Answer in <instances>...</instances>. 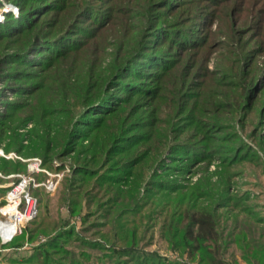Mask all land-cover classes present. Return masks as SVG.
<instances>
[{
	"label": "rangeland",
	"instance_id": "374dc122",
	"mask_svg": "<svg viewBox=\"0 0 264 264\" xmlns=\"http://www.w3.org/2000/svg\"><path fill=\"white\" fill-rule=\"evenodd\" d=\"M12 1L0 0L1 24L8 13L20 19V8L28 5L30 20L24 18L23 22L38 23L16 37L3 38L5 36L0 35L3 38L0 41V62L4 60L0 67V170L6 172V176L19 174L33 178L38 186H30V193L37 199V213L31 222L22 225L13 243L0 244V264L30 258L35 248L42 245L46 246L43 252L48 253L51 244L56 250L70 252L75 264H198L197 256H192L187 248L182 249L178 239L172 240L164 227L181 198H190L197 204L193 195L195 188H214L213 200H216L213 204L223 197L220 202L225 209L216 213L221 217L220 224L224 221L235 231L249 224L258 231L264 229V79L261 77L264 74L261 47L264 46V0H222L215 7L216 15L212 19L208 14L201 17L198 41L190 43L185 50L168 46L162 41L167 33L157 29L152 39L160 41L145 50L148 54L168 52L172 60L161 56L138 59L129 72L121 76L119 87L110 90L116 94L109 102L94 105L87 113L89 117L101 116L96 114L99 111L110 114L105 113L102 119L87 128L79 127L89 138L85 136L70 142L63 139L65 130H69L70 124L84 112L83 100L89 101L95 95L94 89L83 90L88 76L92 78L90 86L103 85L104 76L116 74L132 58L135 49L145 42V36L151 34L150 26L138 19L148 5L145 0H105L101 4L91 0L90 5L98 4L107 9V17L102 28L90 29V32L94 30L91 38L83 43L82 36L74 32L76 29H71L82 14L79 6L85 0H42L25 2L22 6ZM120 1L137 2L136 6L127 9L130 10L129 17L122 21V25L113 19L115 13L112 11ZM189 1L181 3L184 5L175 12L173 3L172 12L166 13L167 23L174 25L187 14L191 8ZM90 12L84 13L85 18L79 21L88 23L86 17L91 16ZM21 27L11 28L15 32ZM68 30L71 33L61 39V33ZM34 33L44 41L36 47L33 55H28L29 61L27 58L21 60L18 57L21 49ZM232 35L233 39L230 38ZM49 40L58 44L72 41L66 43L67 48L70 45L76 46L75 49L80 45L85 48L71 55L68 51L57 59L49 58L47 55L53 52L47 48ZM98 40H104L105 45L99 49L101 53L96 54V60L93 55ZM72 55H76L75 58ZM24 60L26 65L22 63ZM172 62L182 66L180 75L177 73L175 77L179 79L180 76L178 82L165 77V72L160 73V68L168 67ZM116 64H120L118 70ZM253 66L261 78L251 83L260 85H257L256 98L249 106L242 86H246L243 77ZM67 67L72 70L67 72ZM62 103L65 105H59ZM66 108H69L68 115L54 114ZM126 111L132 116L130 128L134 126L130 129L132 132L123 138L130 137V156L134 155L132 150L144 142L133 147L140 136L154 142L150 155L159 160L141 183L140 195L147 186L155 190L161 187L160 184L166 189L184 188L175 193L167 189L168 196L158 207L160 196H155L152 208H145L147 213L150 212L148 219L120 209L119 197L130 196L132 190L130 184L123 186L132 181L130 169L128 175L123 174L121 178L116 177L112 164L108 163L101 170L106 164L100 157L107 138L105 132L110 134L113 128L109 137L115 136ZM188 111L191 120L185 117ZM4 118L6 125L3 124ZM48 128H52L51 133ZM157 128L161 132H156ZM166 129L169 131L162 132ZM172 130L175 134L171 133ZM153 131L156 136H152ZM48 138H52L53 145H48L49 151L45 152ZM94 141L97 143L93 147ZM164 143L169 146L161 151ZM183 144L186 146L182 151H177L176 145ZM68 145L71 146L67 148ZM18 147L20 153L16 151ZM94 154L100 159L97 165L90 163ZM123 156L125 154H112L113 160ZM34 159L39 161L38 168H35L37 172L30 173ZM80 168L86 171L77 173ZM91 172H98L99 191L97 185H93ZM49 179L56 182L52 192H46L43 187ZM14 181L4 179L0 186L6 188ZM222 188H225L226 195ZM5 191L7 189L0 190V205ZM102 202L105 206L96 209V205ZM198 204L206 206V200H200ZM133 218L137 222L134 229L130 223ZM228 236L233 235L226 234V239ZM222 258L225 264H246L234 246H229Z\"/></svg>",
	"mask_w": 264,
	"mask_h": 264
},
{
	"label": "trees",
	"instance_id": "16d2710c",
	"mask_svg": "<svg viewBox=\"0 0 264 264\" xmlns=\"http://www.w3.org/2000/svg\"><path fill=\"white\" fill-rule=\"evenodd\" d=\"M38 1H42V0H14L12 2H13V4H18V5L22 6V4L25 2L36 3ZM90 1L91 0H85L84 2L81 3V5L79 6L80 9L79 8L78 9H79L80 13H82V14L76 19V23H74V26L71 29V30L76 29L74 32L76 34H80L82 36V38H83L82 42L83 43L88 38H91V35L94 32V30L92 32H90V29L102 28L104 25V19H106L105 17H107V9L106 8L99 7L98 4L97 5L96 4L90 5L89 4ZM96 1H98L99 4H101L105 0H96ZM185 1H189V0H178L177 1L178 3L174 2L173 0H145L144 1V3H146L148 5V8L145 9L144 13L140 14L141 18H138V19H139V21H142L143 23H147L148 24L147 26H150V28L148 30H149V33H151V34L149 36H145V39H144L145 42L142 45H140V46L137 45L139 47V49L138 48L135 49L133 56L131 55L132 58L131 59L129 58L127 60V62H125L123 64V66L119 69V71L116 74H112L109 77L108 76L103 77L104 79H102V80L104 82L103 83L104 86L100 85V84H98L94 87L90 86V80L92 78L90 75L88 76V79H87L88 82H87L86 86L83 87V90L84 91H88V90L93 91V89H94L95 91H93V93L95 95H94L93 99H91L89 101L87 100L88 102L86 100H83L84 104L82 105V108H83L84 112L81 115H79L77 119H75V123L70 124L69 130L68 129L65 130V134H64L65 136L63 138V139H65V141L70 142V141H73L77 138H83L85 136H86L85 138L90 137L89 135H86V132L84 135L83 130H79V127L83 126V127L87 128L90 124H92V122L95 123L96 121L102 119V117L105 113H106V115H109L110 113L107 114L106 111L96 112V114L101 115L99 117H94V116L89 117V115H87V113H89V111H91L93 109V107H95L94 105H100L102 103L106 104L109 102L110 97L114 96L116 94V93H111L110 90H112V88H114V87H119L120 83L122 82L121 76L124 74H127L129 72L128 70L130 69V67L133 64H135L138 59L145 58V57L155 58V57L161 56V57H165L167 59L172 60V56H171V54H168V52L160 53V54L158 52L153 53V54H148V52L145 50V49L151 47L152 44L158 43L160 41L159 40L158 42H156V40L152 39V37L154 36V33H157V31L159 29H161L163 32L167 33V37H165L164 40H162V41H166L165 43H168L169 44L168 46L176 47L177 49H181V50L188 49V46L191 45L190 43H194V42L198 41L197 40V32L200 30V24H201L200 22L202 19L201 17L208 14L210 19H212L213 16L216 15L215 7L222 0H219V2H218V0H190L191 2L189 1L190 3H188V5H190V7H191L188 10L189 12L187 14H184L179 19V21H177L174 25L167 23V20L165 18L166 13L172 12L171 9H173V7H172L173 3H175V6H176V7H174V11H173V12H175V11H177V9H180V7H182L184 5L181 3H184ZM138 3L141 4V2H138ZM136 5H137V2H130V1L129 2L120 1L119 3H116L114 5V7L112 8V11L115 13V17H113V19H116V21L118 20V22L121 23L119 25H122V21L123 20L125 21L129 17V15L127 13H130V10L128 11L127 9H130V7H133ZM0 6H1V4H0ZM28 6H25L27 8H24V9L20 8V10H22L20 15H19L20 19H16L10 13L5 14L2 24L0 23V35L5 36L3 38H7L11 35L16 37V36L22 34L24 31L28 30L29 28L32 29L33 26L36 23H38V21H32V22L29 21L26 23L23 22L24 18L30 20L29 13H28L30 11V5H28ZM89 11H92V12H90L91 16L86 17L88 19V23H86V24L81 23L79 21L80 18L84 19L85 18L84 13H87ZM118 17H120V18L118 19ZM20 23H22V24L20 25ZM23 24H24V27H23ZM69 25H71V24H69ZM124 25H125V23H124ZM14 26H22L21 27L22 29H20V30L17 29V31H15V32H18V33H15L12 30L14 28ZM11 27H13V28H11ZM164 27H167V28H164ZM71 30H68L66 32L61 33L60 38L66 39L67 34ZM233 34H235V33H233ZM233 37H234V35L230 36V38H232V39H233ZM3 38L1 37L0 41ZM198 39H200V38H198ZM68 40H71V39H68ZM42 41H44V39L38 33H34L33 38H31V40H29V42L25 44L23 49H21L22 51L18 57H20L22 60V59H26L30 53H32V55H33L36 47H38V45H40V43ZM45 41H48V40H45ZM54 42H55V40H49V44H46L47 48L50 51H53V52H51L52 53L51 55H47V57H49V58H51V57L55 58L56 57V59H57V58L61 57L62 54H65L68 51H69L68 55H71V54H73L72 52H74V53H75V51L79 52L81 50H84V48H85L84 47L85 45L84 46L80 45V47H77L76 49H75L76 46L73 47L70 45L68 48H71V47L72 48L70 50H68V48L66 47V43L67 42L71 43L72 41L66 40L65 44H63V43L58 44V42H56V43H54ZM96 43H97L96 46H97L98 50L95 49V54L93 56H95V58L97 60L98 56H96V54L100 51L99 49L104 48L105 42H104V40H98V41H96ZM200 43H201V40H200ZM57 45H59L58 48L56 47ZM261 47L263 49L262 53H264L263 44L261 45ZM99 53H101V51ZM74 56H76V55H74ZM74 56L72 55L71 57H74ZM2 61H4V60H2ZM27 61H29L28 58H27ZM152 61H156V60L152 59ZM1 62H0V67H2L3 63H4V62L3 63H1ZM173 62L168 67L160 68L161 69L160 73L165 72L166 73L165 77L168 76V78L172 79L173 81L175 79L178 82L180 80V76H179V79L178 78L176 79L175 77L177 76V73H179V75H180L182 66H180L178 62H175V63H173ZM22 63L24 65L27 64L25 62V60ZM41 63H43V62H41ZM119 66H120V64H116L115 68L118 70ZM69 70L71 71L72 68L67 67L66 71L68 72ZM255 70H256V68H255V66H253L246 73V75L243 77L244 84H246V86H242V88L245 89L246 94L244 93V95H245V99H246V105H249V106L253 103V101L256 98V93H255L256 90L255 89H257V87H258L257 85H260V84H257V82L255 84H251L253 80H257L260 77L255 73ZM241 71H242V68H241ZM92 75H93V73H92ZM184 76H186V75L183 73L182 77L185 80ZM93 77H94V75H93ZM261 77L264 79V74ZM245 81H246V83H245ZM262 82H264V80ZM102 87H103V89H102ZM172 87H175V86L172 84ZM244 87H246V88H244ZM170 89H172V88H170ZM90 95H92V94H90ZM244 95L242 98H244ZM120 103L122 104L123 102L120 101ZM59 105H63V103L59 104ZM177 105H178V102H177ZM8 106L9 105H7V107ZM45 106H48V105H45ZM66 107H67V105H66ZM166 108H169V107H166ZM66 109L67 110H63V111H59V112L56 111L54 114L64 113V114L68 115L69 108H66ZM184 111L180 112V114L183 113ZM38 113H40L42 115V112H38ZM121 113L123 114V112H121ZM189 114H190V111H188V114H185V117H186V119L191 120V118H189L190 117ZM130 115H131L130 111L124 112V114L122 115L123 117H122L121 125L119 126L120 128L118 129V132L115 136L109 137L113 133V128H111L112 130H111L110 134L105 132V135L107 138H106L105 145L100 144L103 146V148L100 151V155H101L100 157H101L103 162H106V164L101 167V170L104 167H106V165L108 163L112 164L114 166V169H116V172H114L117 175L116 177L121 178L123 174L128 175V170L130 169L129 175H130V178H132L131 179L132 181L128 182L127 184H123V186L127 187V185L130 184V188H132V190L130 191V196H128L126 198L119 197L118 201H120V205H121L120 209H122V210L125 209L126 211H128V213L130 212V214H134L135 216H137V215L140 217L145 216L148 219L150 212L147 213L146 211H148V210L145 208H146V206H148L149 209L152 208L151 205H152V202L155 200V198H154L155 196H160V198H159L160 200H158L159 202H158V204H156L158 207L162 204L161 201L165 199V196H168L167 195V193H168L167 189H169V192L173 193L174 191L179 192L184 188H173V190H172V188H167V189L162 188L163 184H160L161 187L157 188L155 190V189H152L150 186H147L144 190V194L142 196L140 195V188L139 187H140L141 183L144 182V180L148 177V175L150 174V169L152 167H154L159 160H158V158H155L152 155H150V152H153L152 151L153 149H151L150 147H151V144H153L154 142L149 141L148 139L141 138L140 136L138 138V141L135 142L134 144H132L133 147L135 145L137 146L140 141H144V142H141L139 144V146L137 147V149L136 148L133 149L132 153H134V155L131 154V156H130V152H131L130 148H129L130 147V137L127 140L123 139L125 137V135H128V134H130V132H132L130 129H134V126H133V128H130V125H132V123L130 124V118H132V116H130ZM2 119H3V117H2ZM5 120L6 119L4 118L3 124L6 125ZM123 120H125V121H123ZM122 122H124V123L122 124ZM51 127H53V126H51ZM50 129H52V128H48V131H50V133H51ZM158 131L161 132V129L157 128L156 132H158ZM168 131L169 130H167V129L162 130V132H168ZM156 132H154V134L152 136H156V134H157ZM171 133L175 134L173 130L171 131ZM119 138H121V140H118ZM96 143H97V141H94L93 147L96 145ZM174 143H176V142H173L172 144H174ZM48 145H50V146L53 145L52 138H48V140H46L45 152L49 151ZM167 145H166V143H164L163 146H161V148H160L161 151H164L166 149ZM70 146L71 145H68L67 148H69ZM184 146H186V145L185 144L176 145V147L178 148L177 151H182ZM87 148L85 149L86 151H87ZM109 149H111V150H109ZM65 150H68V149L65 148ZM16 151L18 153H20L21 148L18 147L16 149ZM89 151H91V150H89ZM137 151L139 152V154H136ZM198 151H201V150H198ZM113 152L114 153H122V154H125V156L118 158V160H113V158H112ZM84 153H86V152H84ZM94 155H95V157H93L94 160L90 163H94L93 165H97L100 162V159L97 157L96 154H94ZM84 161H86V163H88L89 160H84ZM80 169L81 170L77 171V173H83L84 171H86V170H83V168H80ZM0 172L4 176L8 175L4 171L2 172L0 170ZM90 174H91V177L92 176L94 177L93 178V185L96 184L97 189L99 191V185L101 186V180L99 183L98 179H100V177L98 178L96 176V175H98V172L97 173L91 172ZM3 180L4 179H0V182L2 183ZM78 180H80V178ZM84 181H82V184ZM106 183L108 184L110 182H106ZM86 184H87V182L85 181L84 185H86ZM223 189H225V188H222V192L226 195V192ZM0 190L3 191V189H0ZM120 193H122V192H120ZM224 194H223V196L225 197ZM193 195H194V200H196L197 204L195 202H192L190 198H187V197L181 198L177 202V205H176L174 211H172V213H171L169 223L164 225V227L168 231L167 235H169V236L171 235L172 240L178 239L177 241H179L178 243L180 244L182 249L187 248L192 256H197L198 264H225L224 260H222L223 259L222 257L227 252V249L229 246H234L237 250H239L240 258H242L246 264H264V229L258 231L255 226H252L249 224V225H246V227H244L243 229H240L239 231H235L234 227H233V229L227 227L226 225H228V224L224 221L222 224H220L221 217L219 215L217 216V214H218L217 211L220 210L221 208L225 209V207L223 206V203L220 202L223 199V197L219 202H217L216 204H213V201L216 200V198L213 200V198L215 197V189L214 188H195ZM151 197H153V198H151ZM114 198L115 197H108V199H114ZM185 200H186V203H185ZM200 200H206V206L204 204L199 205L198 203ZM103 202L97 204L96 209H99V208L105 206V204H103ZM167 205H169L168 202H167ZM183 205H185L184 208H183ZM155 207L156 206H154L153 208H155ZM163 207H164V203H163ZM228 218H229V216L225 219L228 220ZM134 219L135 218L130 220V223L133 226V229L137 226V222H135ZM36 227L38 228L39 226H36ZM37 228H36V230H37ZM120 230L121 231L123 230L122 227ZM135 231L136 230H133L132 233H135ZM167 231H164L165 234ZM226 234H228V235L231 234L233 236L230 238L228 236V238L226 239V237H225ZM65 236H66V234H65ZM15 239H16V237L14 239H12L11 242L13 243V241H15ZM11 242L7 243L5 246L11 244ZM10 247H12V246H10ZM44 248H46V246H44V245L39 246V247L35 248L33 253H31L30 258H23V260H16L14 258L15 260H12L10 262V264H75L73 262V259L71 258V257L74 258V256L72 254H70V252H64V251H61L59 249L56 250V247L53 244H51V246H50V249H52V250H50L48 248L49 249L48 253L43 252Z\"/></svg>",
	"mask_w": 264,
	"mask_h": 264
},
{
	"label": "built area",
	"instance_id": "2783aa9c",
	"mask_svg": "<svg viewBox=\"0 0 264 264\" xmlns=\"http://www.w3.org/2000/svg\"><path fill=\"white\" fill-rule=\"evenodd\" d=\"M29 168L30 173L37 172L39 161L33 160ZM0 179H15L6 188L3 204L0 205V244L5 245L12 241L21 230L22 225L31 222L37 213V199L31 195L30 186L37 187L30 176L9 175L3 176L0 173ZM46 192L55 190L56 182L54 179L46 180L43 184Z\"/></svg>",
	"mask_w": 264,
	"mask_h": 264
},
{
	"label": "crops",
	"instance_id": "0c3cea01",
	"mask_svg": "<svg viewBox=\"0 0 264 264\" xmlns=\"http://www.w3.org/2000/svg\"><path fill=\"white\" fill-rule=\"evenodd\" d=\"M2 189H4V188H2Z\"/></svg>",
	"mask_w": 264,
	"mask_h": 264
}]
</instances>
